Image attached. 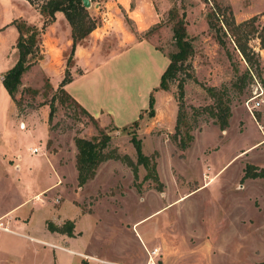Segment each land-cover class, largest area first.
<instances>
[{"label": "rangeland", "instance_id": "374dc122", "mask_svg": "<svg viewBox=\"0 0 264 264\" xmlns=\"http://www.w3.org/2000/svg\"><path fill=\"white\" fill-rule=\"evenodd\" d=\"M33 1L39 6L46 0ZM90 2L96 28L103 27L101 39L95 28L97 66L108 61L100 77L77 80L70 91L92 118L57 90L63 79L58 62L50 77L44 71L41 37L15 101L0 84V211L15 208L0 219L9 227L0 233V264H49L53 248L18 235L24 232L19 225L29 217L41 229L45 216L56 221L60 206L71 215L76 211L71 221L77 241L70 248L88 244L120 264L152 258L156 264H263L264 178L243 175L247 164L264 167V0H127L126 7L122 0ZM182 17L192 52L168 88L154 91L168 55L177 51L173 27ZM226 19L248 23L234 33L259 56L258 71L248 70L232 34L219 30H227ZM151 92L155 112L149 117ZM255 101L259 105L252 107ZM220 104L231 111L224 130L211 113ZM105 107L107 113L101 112ZM128 131L155 161L158 181L146 178L149 171L138 162ZM103 134L110 136L103 151L118 158L100 163L79 186L75 138ZM57 252L61 264L74 263L70 254ZM85 255L81 263L104 262Z\"/></svg>", "mask_w": 264, "mask_h": 264}, {"label": "trees", "instance_id": "16d2710c", "mask_svg": "<svg viewBox=\"0 0 264 264\" xmlns=\"http://www.w3.org/2000/svg\"><path fill=\"white\" fill-rule=\"evenodd\" d=\"M32 5L35 6L33 0H28ZM38 9L42 17V25L41 27H37L36 25H30L26 23L25 20H15L14 24L19 32L18 39L16 41V48L18 50V59L15 64L9 68L2 77V84L8 91L9 95L15 101V94L18 90V87L21 84V76L22 74L29 69L31 65V61L29 60L30 56L34 52V49L37 47V39L40 38L44 28L53 21L55 12L61 11L64 13V16L68 20L71 26V37H72V45L70 48L69 56L66 60L67 67L71 65L72 57L75 51L76 46L86 38L92 30L96 28V23L94 19L90 16L87 7L83 5L82 0H46L41 3L39 6H35ZM223 24L226 27V31L219 28L223 35L230 32L232 36L235 38L234 42L237 49L242 54L244 60L247 63L248 70L258 71L260 67V59L255 51L248 50L247 43H242L239 39L236 38L234 33V29H244V27L248 24L247 22H240L239 24H235L233 21L222 20ZM220 36V35H219ZM222 36L218 39L220 43H224ZM260 45L264 47V38L260 37ZM173 39L175 45L177 47V51L170 53L168 55L169 62L162 72L160 76L159 85L154 88L156 89H167L168 88V80L174 78L177 72L180 70L181 64L192 52V45L190 41L187 39V34L185 30V22L183 17L178 19L173 27ZM71 80L70 71L68 68L65 69L64 77L59 83L57 90L65 94L68 99H71L74 104H77L83 112H85L89 117L92 118V115L79 104L77 100H75L65 89L64 85ZM183 98V89L180 86L179 91V99ZM154 103L155 99L152 92L149 95L148 100V108L147 115L152 117L154 115ZM54 107L51 104L49 111V118L51 119L53 115ZM212 109H210L211 111ZM180 112V111H179ZM177 116V125L181 121V114ZM217 113L211 111L212 115L216 116L218 120L219 127L221 130H224L228 125V118L231 114L230 107L225 105H218ZM139 118H141V113L139 114ZM138 118V119H139ZM138 119L133 121L131 124L134 126L138 125ZM126 130V127H123ZM128 133H131L128 131ZM131 142L135 147V151L137 154L138 162L142 163L147 169L148 173L146 178H153L158 181V176L156 172V163L155 161H151V158L145 155L142 152L141 141L132 131L131 133ZM188 138L191 139V136L188 135ZM110 140V136L108 134H103L100 138H84V137H76L75 144L77 148L76 154V169H77V182L78 185L81 186L85 184L89 179L93 178L95 175L96 168L100 163L109 159V158H118V155L107 154L103 150L107 147V144ZM127 158L126 155L122 156V159ZM128 163L132 166L134 177H137V169L136 166L129 161ZM243 178H264V167H257L254 165L247 164L244 170ZM47 227L51 231H57L60 233H65L68 236H73V228L74 223L71 220L65 221L61 226L55 225L52 222H47ZM264 264V263H263Z\"/></svg>", "mask_w": 264, "mask_h": 264}, {"label": "crops", "instance_id": "0c3cea01", "mask_svg": "<svg viewBox=\"0 0 264 264\" xmlns=\"http://www.w3.org/2000/svg\"><path fill=\"white\" fill-rule=\"evenodd\" d=\"M121 4L123 5V7H126L127 0H122ZM15 20H25L26 23L30 25H36L37 27H41L42 25V17L38 12V9L34 5H32L28 0H0V84H2L3 74L9 68H11L18 59L16 41L18 39L19 32L16 28V25L14 24ZM102 28L103 27L96 28L100 29L98 31V34L100 36L99 39L103 38V36L100 34ZM96 29L92 30L87 36L88 42L86 44H78L76 46L72 57L73 64L68 67L65 63L66 61L64 59V53L67 50H70L71 48L72 32L71 26L66 17L64 16V13L61 11H56L53 21L44 28L40 36V45L41 47H43L42 52L44 53V59L42 60V63L46 64L44 71L50 77L51 74L49 71H51L55 67L53 63L58 62L60 64V67H57L59 68L57 71V75L58 77L61 76L62 79L64 77L65 69L68 68L70 71L71 80L64 85V89L69 94H71L72 97L77 100L84 108H86V106L82 98L76 93H72L70 91V88L75 84L77 80L94 79L102 75V65H104L108 60L104 61L101 66H97L100 59L98 58L96 52H94V48L96 47L95 43L99 41L98 34L95 35ZM119 91L123 95H126V93L122 92L121 89H119ZM87 110L90 112L89 109ZM102 111L104 113H107L108 108L105 107V109H102L101 112ZM61 207L62 206H60L54 211L56 212V221H54V219H52L50 216H45L42 219L43 227L41 229H35V226L32 224L31 219L29 217H26L27 221L19 225L24 228V232L20 234L18 233V235L27 237L26 239H34L35 241L32 240L33 242L47 244V246L52 247V259L49 264H61L59 253L57 252V250L70 254V258L74 260L73 264H75V262H77L78 264H85L86 262L81 263L80 261V259H84L83 256H86L85 254H93L92 256L102 259L105 264H114V259L106 258L104 255L98 252H92L91 250L93 249L89 248L88 244L86 246L82 245L81 250L76 248H70V245L74 246V243L77 241V237L68 236L65 233L51 231L48 229L46 222L47 220L52 221V223H54L55 225H60L62 224L64 219H76L75 210L73 211L74 215H71V212H67L65 211V209H61ZM14 209L15 208H10L3 212L0 211V219L6 218L12 213ZM9 223L15 225L17 221L15 219H10ZM77 223L78 222H76V226ZM138 226L139 224L137 225V227ZM137 227L136 235L143 240L141 233L137 231ZM1 232L8 233L6 231H0V233ZM1 250L2 246L0 251ZM104 262L100 263L98 262V260L95 259L90 260L86 264H104ZM116 262H118V264L121 263L120 261Z\"/></svg>", "mask_w": 264, "mask_h": 264}, {"label": "built area", "instance_id": "2783aa9c", "mask_svg": "<svg viewBox=\"0 0 264 264\" xmlns=\"http://www.w3.org/2000/svg\"><path fill=\"white\" fill-rule=\"evenodd\" d=\"M259 105V102L258 101H255L253 104H252V107H255V106H258ZM248 108L250 109L251 107L248 106ZM31 149V152L32 153H35L38 151V148L36 147H32L30 148ZM0 231H9L8 227L4 225L3 221L0 220ZM0 249H1V245H0ZM154 254H157L158 253V249H154L153 252ZM153 259V258H152ZM151 259V260H152Z\"/></svg>", "mask_w": 264, "mask_h": 264}, {"label": "water", "instance_id": "95a60500", "mask_svg": "<svg viewBox=\"0 0 264 264\" xmlns=\"http://www.w3.org/2000/svg\"><path fill=\"white\" fill-rule=\"evenodd\" d=\"M82 1H83V5H84L85 7H88V6L90 5L89 0H82Z\"/></svg>", "mask_w": 264, "mask_h": 264}, {"label": "bare ground", "instance_id": "6f19581e", "mask_svg": "<svg viewBox=\"0 0 264 264\" xmlns=\"http://www.w3.org/2000/svg\"><path fill=\"white\" fill-rule=\"evenodd\" d=\"M148 264H156V263H155V261H154V259H153V260H151Z\"/></svg>", "mask_w": 264, "mask_h": 264}]
</instances>
